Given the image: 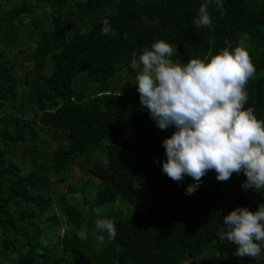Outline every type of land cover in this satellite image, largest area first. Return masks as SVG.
Wrapping results in <instances>:
<instances>
[{"label":"trees","instance_id":"trees-1","mask_svg":"<svg viewBox=\"0 0 264 264\" xmlns=\"http://www.w3.org/2000/svg\"><path fill=\"white\" fill-rule=\"evenodd\" d=\"M0 2V264H257L219 233L237 206L264 204V189L244 192L243 173L223 187L212 170L185 195L191 177L163 174L162 141L175 129H159L141 106L131 62L157 39L187 63L246 37L256 72L245 107L264 119V0ZM204 3L212 30L193 24ZM50 133L62 135L53 148ZM82 161L86 180L52 192ZM96 209H109L114 240L96 229Z\"/></svg>","mask_w":264,"mask_h":264},{"label":"clouds","instance_id":"clouds-1","mask_svg":"<svg viewBox=\"0 0 264 264\" xmlns=\"http://www.w3.org/2000/svg\"><path fill=\"white\" fill-rule=\"evenodd\" d=\"M213 2L223 7L225 0ZM154 23L158 25L159 20ZM193 24L212 30L207 3L200 6ZM101 31L114 33L108 19L103 20ZM176 52L157 39L142 54L133 53L131 62L141 69L135 76L141 106L159 129H175L162 141L166 155L162 173L178 183L191 177L193 183L185 195L196 192L202 177L212 170L221 182L243 173L242 190L260 192L264 189V119L257 118L253 107H245L246 84L256 72L249 52L241 46L226 47L214 56L191 58L187 63L179 57L173 60ZM95 227L109 239L118 234L112 218L98 219ZM77 235L88 239L86 229ZM219 239L236 246L235 257L252 258L259 264L264 260V204L255 211L237 206L223 216Z\"/></svg>","mask_w":264,"mask_h":264},{"label":"rangeland","instance_id":"rangeland-1","mask_svg":"<svg viewBox=\"0 0 264 264\" xmlns=\"http://www.w3.org/2000/svg\"><path fill=\"white\" fill-rule=\"evenodd\" d=\"M19 0H6V5H11L13 3H16L18 2ZM3 6V3L0 2V7ZM246 37L242 38L239 42V46L241 47H245V41H246ZM174 48V47H173ZM134 70H135V75L131 78L132 81H133V85L137 88V86L135 85V76L136 74L141 70L140 67H134ZM117 77H120L119 79L120 80H117L115 81V85L120 87L123 83V80L126 78V74H124L123 72H119L118 76ZM122 80V81H121ZM45 133V132H44ZM62 135L61 134H57V135H54V133H50L48 135V138H47V142L49 144H51V147L53 148L55 145H57V142L59 141V139L57 137H61ZM56 143V144H55ZM98 153V152H97ZM96 156H99L98 154H95V155H91V157H96ZM101 158H104L103 156H101ZM83 159V158H82ZM91 159H88L85 161L86 162H90ZM83 161L82 162H79L78 165H76L74 168H73V171H72V174L70 176V178L66 181V182H58L56 180V182L53 184L52 186V192H59V191H63L67 188V186L71 183H83L85 180H86V176L84 174V171H83V167H84V164H85ZM205 181H208L210 180V177H207L206 179H204ZM92 182L94 183V180H92ZM219 183L223 186V187H228V181L226 182H221L219 181ZM73 198L74 199H77V200H81V197L79 196V194H74L73 195ZM105 208H108L110 206H104ZM108 210L109 209H99V210H95V216H96V219H95V223L98 219H102L104 218V216L108 213ZM56 213V216L57 218H59L61 220V224H60V228H59V231H58V234L62 235L63 233V230H64V227H65V220L62 219V217L59 216V214L55 211ZM99 213V215L97 214Z\"/></svg>","mask_w":264,"mask_h":264}]
</instances>
